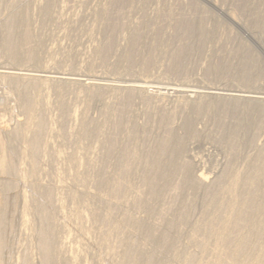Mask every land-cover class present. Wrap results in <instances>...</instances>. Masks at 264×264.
Returning <instances> with one entry per match:
<instances>
[{
  "label": "rangeland",
  "instance_id": "obj_1",
  "mask_svg": "<svg viewBox=\"0 0 264 264\" xmlns=\"http://www.w3.org/2000/svg\"><path fill=\"white\" fill-rule=\"evenodd\" d=\"M0 67V264H264V103L159 90L264 94V0H0Z\"/></svg>",
  "mask_w": 264,
  "mask_h": 264
},
{
  "label": "bare ground",
  "instance_id": "obj_2",
  "mask_svg": "<svg viewBox=\"0 0 264 264\" xmlns=\"http://www.w3.org/2000/svg\"><path fill=\"white\" fill-rule=\"evenodd\" d=\"M206 1V0H205ZM208 1V0H207ZM211 3V1H209V4ZM212 4V3H211ZM214 5V3H213ZM218 7V6H217ZM219 8V7H218ZM220 9V8H219ZM228 19L232 20L230 17H228ZM14 20V19H13ZM12 21V20H11ZM234 21V20H233ZM11 23L15 24V26L17 25V21H13V22H10V25ZM12 27V26H11ZM243 29V28H242ZM250 37V35H249ZM253 39V38H252ZM9 40V39H8ZM11 40V39H10ZM9 40V41H10ZM13 40V38H12ZM11 40V41H12ZM254 40V39H253ZM10 41V42H11ZM14 42V46L16 47L17 43H15V40H13ZM250 42V41H249ZM11 44V43H10ZM12 46V45H11ZM13 46V48H14ZM13 59L17 60L19 56H17L16 52H12V56ZM33 71L29 72V71H20V70H15V69H6L5 67H0V81L3 80V79H6V78H17L18 80L21 79V80H28V79H33V78H37L36 75H34V73H32ZM58 75V74H57ZM86 75V74H85ZM60 77H54V76H51V74H48L46 75V79H53V80H61V81H64V82H69V83H72V84H77V85H81L83 87H90V86H94V87H100L101 89L102 88H108V89H116V90H121L123 89L124 91H127V89L130 91L134 90V91H137L138 93H142V92H147V90L149 88H154L155 86L154 85H157V83H154V82H141V81H137V82H133L131 85H116L114 83H111L110 81H100L98 82L99 80L97 79H93V78H90L89 76H77V75H68L66 76H61V74L59 75ZM91 76V75H90ZM44 77V76H43ZM15 79V80H17ZM45 79V78H44ZM8 80V79H7ZM114 82V81H112ZM117 82V81H116ZM114 84V85H113ZM124 84V83H122ZM121 88V89H120ZM107 89V90H108ZM126 89V90H125ZM159 89V88H158ZM195 89V88H194ZM161 92H162V95H171V94H175V93H179V94H185L187 93V95H190L189 93L192 94H197L199 96V98H215V97H222V98H227V99H242V100H245V101H252V102H262L264 103V94H260V93H241V92H238V91H225V93L223 92H219V90H215V89H204V88H201V90H184V89H180L179 86H167L165 88H160L159 89ZM143 94V93H142ZM196 104V103H194ZM186 127H189V124L187 123ZM175 141V140H174ZM170 143V142H168ZM172 143V142H171ZM174 143V142H173ZM169 145V144H168ZM170 147V146H169ZM173 150V149H171ZM168 154V153H167ZM168 162V161H167ZM13 188V187H12ZM10 189V188H9ZM12 191V190H11ZM11 194V193H10ZM23 216L21 217L20 215V220L23 222ZM46 220V219H45ZM46 224H47V221H46ZM45 224V225H46ZM44 225V224H43ZM44 225V226H45ZM256 236V235H255ZM38 238V237H37ZM42 240H40L41 242H43L44 245L43 246V249H44V254H45V259L46 257L50 256L51 254L49 253L51 250H50V242H52L53 240V233L51 232L50 228L48 227V225L46 226V228L43 230V233H42ZM52 245V244H51ZM47 253H49L47 255ZM49 259V258H48ZM42 261V260H41ZM47 262V261H46ZM49 262V261H48ZM34 263V261H33ZM51 263V262H50ZM44 264V263H43Z\"/></svg>",
  "mask_w": 264,
  "mask_h": 264
}]
</instances>
